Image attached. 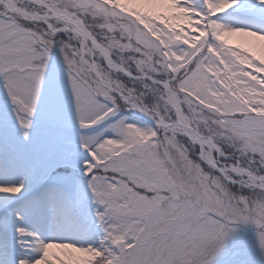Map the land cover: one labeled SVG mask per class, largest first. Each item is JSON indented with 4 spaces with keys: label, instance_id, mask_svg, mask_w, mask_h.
Segmentation results:
<instances>
[{
    "label": "snow or ice",
    "instance_id": "1",
    "mask_svg": "<svg viewBox=\"0 0 264 264\" xmlns=\"http://www.w3.org/2000/svg\"><path fill=\"white\" fill-rule=\"evenodd\" d=\"M0 264H264V0H0Z\"/></svg>",
    "mask_w": 264,
    "mask_h": 264
}]
</instances>
